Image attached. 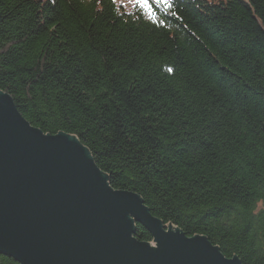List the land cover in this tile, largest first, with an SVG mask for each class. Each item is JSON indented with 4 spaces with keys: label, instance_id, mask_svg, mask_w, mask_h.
I'll use <instances>...</instances> for the list:
<instances>
[{
    "label": "trees",
    "instance_id": "16d2710c",
    "mask_svg": "<svg viewBox=\"0 0 264 264\" xmlns=\"http://www.w3.org/2000/svg\"><path fill=\"white\" fill-rule=\"evenodd\" d=\"M172 11L152 22L116 0H0V90L163 224L264 264V0ZM135 237L153 240L139 223Z\"/></svg>",
    "mask_w": 264,
    "mask_h": 264
},
{
    "label": "water",
    "instance_id": "95a60500",
    "mask_svg": "<svg viewBox=\"0 0 264 264\" xmlns=\"http://www.w3.org/2000/svg\"><path fill=\"white\" fill-rule=\"evenodd\" d=\"M138 223L152 242L135 237ZM0 255L19 264H242L110 187L78 139L41 132L1 90Z\"/></svg>",
    "mask_w": 264,
    "mask_h": 264
},
{
    "label": "snow or ice",
    "instance_id": "6c2138e0",
    "mask_svg": "<svg viewBox=\"0 0 264 264\" xmlns=\"http://www.w3.org/2000/svg\"><path fill=\"white\" fill-rule=\"evenodd\" d=\"M127 3L131 5L133 12L128 13L129 15H135L137 12L146 14L148 19L152 22L158 20L157 10L162 9L165 13L171 12L173 16L176 15L172 9L175 7V0H127ZM161 24L165 21L160 20ZM169 72L173 69L169 68ZM112 194H118L117 192H112Z\"/></svg>",
    "mask_w": 264,
    "mask_h": 264
},
{
    "label": "rangeland",
    "instance_id": "374dc122",
    "mask_svg": "<svg viewBox=\"0 0 264 264\" xmlns=\"http://www.w3.org/2000/svg\"><path fill=\"white\" fill-rule=\"evenodd\" d=\"M124 3L125 5L127 4V0H116V2ZM208 1V0H207ZM210 1H215V0H210Z\"/></svg>",
    "mask_w": 264,
    "mask_h": 264
}]
</instances>
